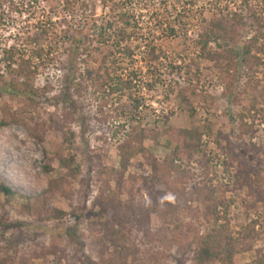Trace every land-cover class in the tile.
<instances>
[{
  "label": "rangeland",
  "instance_id": "374dc122",
  "mask_svg": "<svg viewBox=\"0 0 264 264\" xmlns=\"http://www.w3.org/2000/svg\"><path fill=\"white\" fill-rule=\"evenodd\" d=\"M29 1L0 0L1 85L24 81L6 73V49L13 48L19 59L28 60L42 48L46 59L30 61L38 70L35 87L43 91L37 106L0 93V120L13 121L0 129V183L22 195L9 201L0 195V264H117L116 259L128 264H193L199 238L222 226L231 231L236 247H229L230 258L221 264L264 260V0H195L192 5L187 4L191 0H169L179 9L186 4L189 26L176 37L158 42L164 56L149 77L155 86L150 89L143 84L145 89L134 91L147 104L139 111L143 120L131 124L126 118L133 111L129 94L124 98L112 94L109 87L94 83L95 74L86 73L89 68L96 72L100 65L101 57L92 51L96 44H91V51L97 60L78 62L76 80L68 82L69 37L75 21L66 12L50 15L48 0L23 7ZM160 1L148 2L150 9L143 11V20L156 7L162 9ZM82 2L78 19L92 13L101 22L120 0ZM221 12L238 15L242 21L235 40L222 47L211 44L202 51L198 43L209 28L205 20ZM49 19L58 21L55 31L29 45L28 37L41 31L40 21ZM246 47H253L259 63L252 70L236 55ZM210 53L217 59L212 60ZM80 57L86 58V52ZM137 59L142 62L122 67L142 68L145 73L147 62L141 55ZM147 81L151 80L142 83ZM182 130L202 145L205 155L191 163H176L180 173L173 172L162 183L137 185L133 174L140 176L144 169L152 173L146 156L171 160L174 139ZM69 131L75 133L72 150L64 143ZM144 131L149 135L138 138ZM36 135L44 141L39 142ZM129 141L142 151L123 172L120 147ZM71 155L77 173L65 168L59 158ZM246 170L252 172L251 185L241 186L235 173ZM178 179L187 181V186L182 199L175 200L169 189L181 186ZM57 181L62 189L46 194ZM153 201L163 218L157 219ZM43 202L66 216L49 218L40 212ZM105 208L130 221V227L134 225L130 243L105 239L102 223L106 219L101 218ZM252 221L258 224L250 231ZM155 235L160 242L151 240Z\"/></svg>",
  "mask_w": 264,
  "mask_h": 264
},
{
  "label": "trees",
  "instance_id": "16d2710c",
  "mask_svg": "<svg viewBox=\"0 0 264 264\" xmlns=\"http://www.w3.org/2000/svg\"><path fill=\"white\" fill-rule=\"evenodd\" d=\"M109 1L113 3L115 2V0ZM140 1L141 0H120L119 3L114 4L110 13H106L101 17L100 22L99 17L92 13H88V15H84L81 19H78V9L81 7V4L82 6L84 4L82 0H48V2L52 3L49 12L50 15L60 16L62 15V12H66V14L70 15V20L75 21L74 27L71 28L68 25L73 31L69 37L72 44L69 55L72 67L70 76H67V81L70 82L76 80L75 68L78 62H84L87 64L89 58L92 61L97 60L93 59L92 51L94 50V52L101 57L100 65L96 72L94 71L93 73L92 69L89 68L86 73L90 77H93L95 74L96 76L94 78L96 79L94 80V83L100 84L103 87H109L110 93L112 94H117L123 98L126 97V94H129L128 98L132 100L133 104V111L126 116L129 124L133 122L138 123L143 120L142 117L139 116V111L146 106L147 101L141 97H135L134 91L137 88L145 89L143 84H146L150 89H153L155 86L153 79H150L149 77H152L153 70H155L153 65L164 56V51L161 49L162 47L158 45V42L160 40L162 41L164 38L176 37L181 30L183 31L184 29H187L189 26L188 16L190 15V10L188 11L186 4L182 5L181 9H179L176 6H171L169 0H161L160 6H163L162 9L156 7L155 11L150 15L147 13L146 16L148 15L150 17L146 21L143 20L145 18L143 11L150 9V5L153 3L155 4L156 0H142V2H146V4L141 3ZM193 1L195 0H191V2H188L187 4L192 5ZM37 2L38 0H30L28 3H24L23 7L35 5ZM135 2H137V5H139L140 8L135 7L137 6L135 5ZM162 11L164 12L161 13ZM57 22V20L55 21L53 19H49L47 22L40 21L39 26L41 27V31L39 35L35 34L33 37H28L27 43L33 45L39 42L41 38H48L52 34L51 32L55 31L56 26H58ZM205 22L208 23L209 28L206 33L200 35V41L198 43L202 47V51L210 49L209 46L211 44H216L221 47L223 45H229L231 41L235 40L238 28L242 24V21L238 20V15L229 12L217 13L211 21L208 22L205 20ZM159 32H161V34ZM259 41L260 40L258 39L257 42ZM135 42L137 45H135ZM92 43H95L96 47L91 51ZM253 51V47H246L236 51V55L241 59L243 66L249 70H252V68L259 65V63L256 65ZM85 52L86 58L82 59L80 56L84 55ZM138 54L141 55V60L147 62V71H145V73L142 68H133L128 71L127 69H124L125 67H122V64L124 65L125 63H128V66H134L138 62H142L140 59H137L139 56ZM215 55V53H210L209 57L212 60L217 59ZM33 58L46 61L44 58V50L42 48L35 50L34 56H30L28 60L25 59V57H20L19 59L13 48L4 51L3 59L6 73L8 75L16 74L19 77H22L24 81L19 83L12 80L11 82L3 83V85H1L2 83L0 82L1 94H8L16 99L25 98L29 103V106H37L39 104L38 100L43 91L36 88L33 81L34 76L38 73L37 67L33 68L30 63ZM0 79H3V76L0 75ZM145 79L151 81L142 83ZM80 87L81 85H79V88ZM78 94L82 95L81 90L78 91ZM121 116L124 117L125 115ZM52 121L60 123L56 118L52 119ZM104 121L106 122V120ZM12 124L13 121L11 118L4 117L0 120V129L8 128ZM148 135L149 131H144L143 135H140L138 138H145ZM189 137V131L182 130L179 132L177 139H174L175 149L171 160L162 161L154 157L152 158L151 155H147L146 166L151 168L152 173L150 174L144 169L142 175H132L133 181L137 182V185L140 186H145L146 183H162L161 180L164 178V181L167 176L169 175L170 177L173 172H175V174L180 173V165H177L176 163H191L196 161L198 158L197 156L200 154L205 155L202 145L197 141L190 140ZM35 138L39 142L44 141L41 136L36 135ZM74 138L75 133L69 131L68 137L64 140V143L67 144L69 150H72L73 148ZM170 143L173 142L170 141ZM141 151L142 148L140 145H136L133 141L121 145L120 153L122 156L123 172L128 171L129 167L132 166ZM59 158L65 168L71 170L73 173L78 172L74 167L75 156L71 155L70 158L66 159H64L63 156H60ZM208 162H211V159H209ZM229 164L230 163H227L228 166ZM251 173V171L247 170L241 173L237 172L235 173V178L241 183V186H250L252 181ZM184 174L185 172L182 171L181 175ZM177 182L181 186L171 187L169 190L173 194L175 200H180L186 190L187 181H184V179H178ZM60 183L61 181L53 182L51 187L45 193L59 192L62 189ZM0 195L4 196L9 201L21 194L6 184L0 183ZM37 198L39 197H36V199ZM26 199L31 200L32 197ZM154 203L155 201L152 202V205L155 206V210H158L156 213L157 219L163 218L164 213L160 212L159 205ZM0 205H2L1 199ZM43 205L44 206L41 207L40 212L45 211V214L48 215L49 218L60 220L66 216L64 211L52 209L51 207V209L48 208L46 202ZM101 218L106 219V221L102 223V227L105 236H107L105 237L107 241L112 239L113 241L130 243L131 235L129 232L130 229L132 230L134 228V225L131 227L128 225L130 221L126 222L125 219L122 220L119 215L115 216L108 211L107 208L102 210ZM257 224V221H252L249 230L251 229L250 231H253ZM250 231L248 232L247 229L245 232L249 235ZM155 236L156 237L151 240L154 242L159 241V237H157V235ZM234 242L235 240L233 239L231 231L226 229L225 226L215 228L206 236L199 238L196 243L197 247L193 251L192 263H224L230 258V253L228 252L229 247H236ZM128 252H130V249ZM116 260L117 264H128L124 262V260ZM251 264H264V260L258 258L256 262L254 261Z\"/></svg>",
  "mask_w": 264,
  "mask_h": 264
}]
</instances>
